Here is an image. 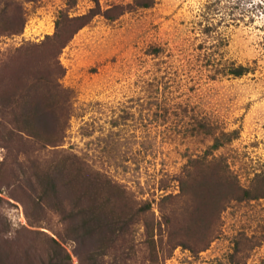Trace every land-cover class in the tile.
<instances>
[{"label":"rangeland","instance_id":"1","mask_svg":"<svg viewBox=\"0 0 264 264\" xmlns=\"http://www.w3.org/2000/svg\"><path fill=\"white\" fill-rule=\"evenodd\" d=\"M10 1L27 20L0 36V264H48L47 234L91 264L116 236L74 230L93 211L132 231L103 264H264V0ZM97 1L125 11L61 47Z\"/></svg>","mask_w":264,"mask_h":264},{"label":"trees","instance_id":"2","mask_svg":"<svg viewBox=\"0 0 264 264\" xmlns=\"http://www.w3.org/2000/svg\"><path fill=\"white\" fill-rule=\"evenodd\" d=\"M153 1L154 0H143L139 4L141 6H150ZM10 4H11V1L8 0L6 2V6L9 7ZM7 7L0 8V36L4 35V34H15V33L21 32L23 30V27H24L26 20H27L24 12H21L20 14H18L16 19H12L13 17L9 14ZM117 8L119 9V11L117 14L114 15V14L110 13L109 10L103 11L100 7L99 1H97V6L92 8L89 14H84L81 16L72 17L71 20L75 22V26H72V28L69 30V35H67V37L64 38V40L61 44V47H64L69 42V40L73 37V35L80 28H82L85 24L90 22L95 15L102 13V14L106 15V17H108V18L114 19L125 11V8H122L121 6H117ZM61 31H62V27L57 25L56 31L53 34L52 38H56L61 33ZM246 71H247V68L245 66H241V67L233 70V72L236 73L237 75H241V74L245 73ZM62 72H61L62 73L61 76L64 74V71H62ZM56 87L59 88L60 85H57ZM66 90L67 89H64L61 87L59 88V92L66 91ZM69 118H70V108L66 106L64 109V113L62 112L61 116H58V120L60 121V125H61V130L66 129V127L68 125ZM31 134L34 136H37V134L35 132H32ZM48 141L53 142V140L51 138H49ZM223 142L224 141L221 137H216L215 142L212 145V147L213 148H219L223 144ZM226 176L229 179L234 180V178L232 177L231 174H226ZM233 191L234 192H233L232 198H236V199H241V198L245 197V194L249 193L248 190H243V188L240 185H236V184L233 188ZM248 197H250V196H248ZM141 211H142V208L141 209L138 208L136 210L135 214L140 213ZM90 222H91L90 225L92 227L93 233H99V232L101 233L102 231H104L105 227H109V226L114 225V233L116 234L115 237L113 236V237L109 238L111 244H105L104 246H102L101 251L99 249H94L92 251V254H91L92 262H91V264H103L100 259L108 253L107 247H109L111 245L114 246V243L118 240V236L121 235L120 231L118 234V228H116L119 223H123L125 226V224L128 222L127 228L123 233L124 234L127 233L129 235L128 240H132V237H131L132 231L127 230L128 227H130L129 219H128V221H126V219H121V220H116L113 218L108 219L107 217H104V215L100 211H93L92 217L86 218V219H84V221H81V222H78V221L74 222V225H75L74 230L79 233V231L82 228H85L86 225ZM120 230H121V228H120ZM83 235H84V233L80 234V237L85 236V235L84 236ZM47 236L49 237V243H48L49 246H48L47 251H46V253H47L46 255L48 258V262H49L48 264H73L71 254L65 248V246L63 245L61 240L58 239L57 237L52 236V235L47 234ZM133 248H134V245H132V244L128 245L129 251H131V249H133ZM129 251H127V255L129 254ZM238 264H240V263H238Z\"/></svg>","mask_w":264,"mask_h":264}]
</instances>
